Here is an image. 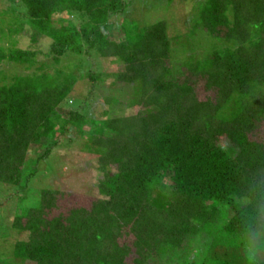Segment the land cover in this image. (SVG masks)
<instances>
[{"label":"trees","instance_id":"16d2710c","mask_svg":"<svg viewBox=\"0 0 264 264\" xmlns=\"http://www.w3.org/2000/svg\"><path fill=\"white\" fill-rule=\"evenodd\" d=\"M19 2L37 35L53 40L55 61L73 55L78 68L87 62L89 70L80 76L90 84L85 101L94 102V83L100 80L91 70L96 52L125 64L117 77L135 88L128 105L145 110L119 118L104 112L103 119L65 113L59 106L77 79L62 71L52 75L40 68V75L0 82V184H20L30 146L50 140L43 159L66 138L99 155L105 173L99 194L107 198L90 210L47 219L55 200L44 193L38 207L19 210L11 223L19 234H29L28 242L15 245L14 259L195 264L188 261L191 245L209 237L212 253L202 264H264L257 256L264 246V138L250 139L264 122V0H193L184 36L169 38L161 22L144 27L124 20L118 41L109 40L108 32L132 0ZM201 33L216 47L223 45L204 59L192 54ZM180 55V63L171 65ZM30 56L11 51L0 55V62L31 65ZM178 68L185 74L181 79L175 78ZM198 79L213 98L198 100ZM122 234L134 235L131 248L118 245ZM251 234H261L256 247L247 242ZM214 249L224 254L219 257Z\"/></svg>","mask_w":264,"mask_h":264},{"label":"rangeland","instance_id":"374dc122","mask_svg":"<svg viewBox=\"0 0 264 264\" xmlns=\"http://www.w3.org/2000/svg\"><path fill=\"white\" fill-rule=\"evenodd\" d=\"M132 1V5L125 14L118 16L111 26L108 32L109 40L118 41L123 36L121 25L124 20L139 23L144 27H150L161 22L165 24L169 38L187 34L186 18L192 12L193 0ZM12 10H15V15L11 14ZM25 13L26 8L20 4L19 0H0V55H8L11 51L29 52L32 61L31 65L17 64L9 59L0 62V71L3 74L0 78L2 84L9 83L8 81L15 76L40 75L43 72L40 68L52 75L56 71H62L64 76L71 74L77 79L73 84L70 96L59 106L65 113L74 110L89 114V118L103 119L106 117L103 115L104 112H108V116L112 118H119L134 116L145 110L139 105L133 107L128 105V102L130 103L135 99V88L119 81L117 77L125 64L116 62L115 58L111 57L99 58L100 56L96 52H92L91 70L99 76L100 80L94 83V102L85 101L90 84L81 79L80 76L81 72L85 73L89 70L87 62L82 68H78L79 60L73 55L62 56L58 58L59 61H55L56 54L52 51L53 40L46 35H37L27 18L24 17ZM215 47L214 41L206 34L201 33L194 41L192 54L204 59L207 55L212 54ZM218 47L222 48L223 45ZM180 57L183 58L180 55L177 59H173L171 65H178L181 60ZM177 70L179 73L175 74V78H183L185 74L181 73L180 68ZM195 92L200 101L214 97L211 91L205 90L204 81H199V79ZM112 100H116L117 103L112 102ZM252 135L250 139L260 140L264 138V122ZM217 139L221 146L226 145L224 136H219ZM48 141V144H44V146H30L19 185L0 184V203L6 199V203L0 206V264H20L14 259L13 251L17 243L29 241V234H19L13 229L11 223L20 217L18 216L19 210L21 212L22 209L38 207L44 193H51L55 200V206L49 212L47 219L58 216L66 217L68 212L73 209L90 210L95 201L107 199L99 194V184L105 179V173L101 170L102 163L99 155L85 152L81 142H70L65 138L58 140L50 153L41 159L49 143H51L50 140ZM110 170L111 173H115V166H111ZM164 183L172 185L168 179H165ZM20 186H25V189L18 188ZM168 188L171 189L169 186ZM22 222L24 223V220ZM260 235H248V244L252 247L258 246L261 243L259 241ZM134 240L133 234H122L117 243L119 246L126 245L131 248ZM237 241V243H241L242 239L240 241L237 239ZM210 243L211 238L207 237L202 243L191 245V255L188 261L202 264L205 258L209 256L208 254L212 253ZM262 248V250H258L257 256L263 260L264 246ZM217 249L213 251L216 250L215 252L221 257L224 253ZM232 250L229 248L226 252L232 253ZM134 251L132 248L130 255L126 257V262L129 263L133 259ZM24 264L35 263L27 261ZM153 264H159V262L156 261Z\"/></svg>","mask_w":264,"mask_h":264}]
</instances>
